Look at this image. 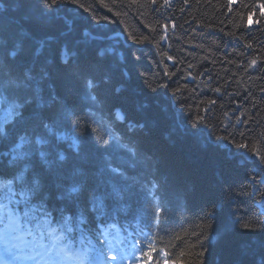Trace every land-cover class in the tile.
Masks as SVG:
<instances>
[{"label":"trees","instance_id":"obj_1","mask_svg":"<svg viewBox=\"0 0 264 264\" xmlns=\"http://www.w3.org/2000/svg\"><path fill=\"white\" fill-rule=\"evenodd\" d=\"M4 2L10 5L12 0ZM79 4L84 7L70 6L76 9L72 35L60 36L57 28L36 32L33 46L48 39L50 48L59 49L87 29L119 37L104 42L114 46L111 62L117 71L132 63L129 46L140 57L130 78L113 81L121 89L113 103L136 112L144 125L136 128L130 145L138 148L131 174L140 185L135 219L110 223L105 234L120 228L127 236L143 238L146 264H251V258L243 256L245 248L264 241V207L249 185L254 169L264 165L247 159L254 153L257 159L264 158V0H79ZM129 33L148 35L151 43L135 45ZM58 70L54 61L52 71ZM113 112L114 126L123 125L122 110ZM89 132L104 136L102 126L79 129L83 136ZM64 134L72 136L73 129ZM240 144L247 147H237ZM242 184L248 185L239 213L244 219L225 233V220L233 219L237 205L230 208L224 203V192L229 185ZM214 204L217 214L207 216ZM243 223L251 227L244 229ZM107 248L104 238L103 249Z\"/></svg>","mask_w":264,"mask_h":264},{"label":"snow or ice","instance_id":"obj_2","mask_svg":"<svg viewBox=\"0 0 264 264\" xmlns=\"http://www.w3.org/2000/svg\"><path fill=\"white\" fill-rule=\"evenodd\" d=\"M72 5L84 7L79 0H12L10 5L0 0V264L51 259L55 249L63 252L68 244L91 245L93 240L101 245L97 253L104 254V228L120 219H135L140 185L131 174L138 148L130 145L136 128L144 125L136 112L113 103L121 92L113 81L130 78L140 57L129 46L132 63L117 71L111 62L114 46L104 42L119 37L87 29L59 49L50 48L48 39L33 46L36 32L57 28L60 36L74 33ZM129 36L135 45L151 43L148 35ZM54 61L59 64L55 73ZM113 109L122 110L123 125L114 126ZM92 125L102 126L108 138L79 133ZM68 128L72 136L64 134ZM257 157L254 153L247 159L264 165V158ZM254 171L249 185L264 207V167ZM246 195L244 184L229 185L224 192V203L237 205L233 219L225 220V233L244 219L239 213ZM205 214L215 216V204ZM243 256L250 257L251 264H264V241L249 245ZM84 259H89L87 254Z\"/></svg>","mask_w":264,"mask_h":264},{"label":"rangeland","instance_id":"obj_3","mask_svg":"<svg viewBox=\"0 0 264 264\" xmlns=\"http://www.w3.org/2000/svg\"><path fill=\"white\" fill-rule=\"evenodd\" d=\"M102 262H104V257L102 258Z\"/></svg>","mask_w":264,"mask_h":264}]
</instances>
